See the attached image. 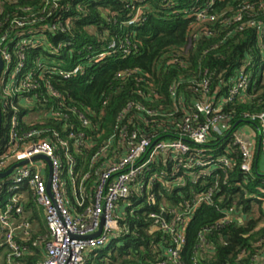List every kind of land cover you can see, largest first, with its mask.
<instances>
[{"label": "trees", "instance_id": "obj_1", "mask_svg": "<svg viewBox=\"0 0 264 264\" xmlns=\"http://www.w3.org/2000/svg\"><path fill=\"white\" fill-rule=\"evenodd\" d=\"M209 1L0 0V56L3 58L4 52L11 56L10 61H5L9 73L0 77V84L15 76L13 84L21 85L24 75L35 73L32 79L40 86L23 92L21 103L16 98L21 93L11 99L18 104L20 127L23 132L42 131L39 136L54 144L65 166L68 159L61 141L69 140V153L78 165L77 187L84 180L89 197L94 194L106 163L124 155L125 149L118 151V142L99 154L123 127L127 126L130 132L137 130L140 136L153 134L165 139L174 136L169 129L171 118L147 116L136 108L125 112L130 103L156 111L173 110L171 88L180 82L178 98L185 106L199 92L196 87H190V78L201 77L206 69L213 74L211 93L218 99L228 95L243 67L252 80L245 93L223 105V112L231 116L227 136L211 132L206 147L207 154L234 158L236 167L221 166L201 174L202 177L198 171L186 175L174 170V163L162 155L146 179L119 203L116 214L124 232L113 237L107 247L88 252L86 264H159L166 258L165 250L170 245L169 236L159 229L160 221H172L174 210H188L198 196L210 190L213 203L201 204L188 220L181 251L183 263L264 264V202L259 199L264 196V175L255 165L250 174L241 171L242 153L234 145L236 132L247 124L258 131L259 141H264L260 121L244 117L246 113L264 112V49L255 29L238 30V24L226 20L240 0H215L209 9V13L220 17L215 22L199 21L192 16ZM248 19L246 15L244 20ZM52 26L54 29L50 30ZM209 29L213 36L207 35ZM112 42H116V48L101 61H95L98 54L110 50ZM77 65L83 68L78 74L70 78L60 74ZM53 91L56 96L50 94ZM60 101L65 105L60 108L62 117L67 114V118L41 115L57 108ZM0 105L2 153L9 144V119L14 110L5 105L1 91ZM74 110L88 117L90 124L86 128ZM182 114L183 107L175 115L177 123L173 127L181 122ZM72 125L77 133H86L77 147L75 143L79 139L68 137ZM261 157L262 152L259 161ZM151 176L156 179L148 186L145 182ZM179 176H183L180 182L176 181ZM65 180L71 195L69 205L77 206L66 175ZM21 189L28 194L23 204L29 212L31 230L27 235H17L26 251L15 263L43 264L47 258L45 245L50 238L46 217L33 190L28 186ZM0 192L1 207L8 200V192L7 189ZM152 212L160 218H152ZM227 214H232V218L223 223ZM6 254L5 248L0 249V264H9Z\"/></svg>", "mask_w": 264, "mask_h": 264}, {"label": "built area", "instance_id": "obj_2", "mask_svg": "<svg viewBox=\"0 0 264 264\" xmlns=\"http://www.w3.org/2000/svg\"><path fill=\"white\" fill-rule=\"evenodd\" d=\"M214 4L215 0L209 1L206 7L197 10L192 16L199 21H217L220 18L219 15L209 13V9ZM224 15L225 13L222 17ZM246 15H249L247 21L244 20ZM226 20L238 24V30L255 29L259 36L260 46L264 49V0H240L233 15ZM134 21L135 19L131 20L130 24ZM54 26L50 30H53ZM207 35L213 36V31L209 29ZM116 46V42H112L109 46L110 50L98 54L94 58L95 61L99 62L107 57ZM2 59L4 68L1 76L4 77L9 73V67L6 66L5 61H10L11 56L4 52ZM173 62V60L170 61V63ZM24 66L22 62L21 68L23 69ZM82 70L83 68L77 65L71 70L61 71L60 74L65 78H70ZM212 75L210 70L206 69L201 77L190 78V87H196L199 92L185 106L178 98V90L182 86L180 82H176V85L171 88V96L175 102L173 110L156 111L139 103H130L125 112L136 108L145 112L147 116L171 118L169 129L174 136L166 139L153 134L140 136L137 130L130 132L127 126L123 127L120 133L114 134L107 145L99 150V154L109 149L114 142H118L120 148L118 151L121 148L125 149L124 155L118 160L111 159L106 163L94 194L90 197L85 192L84 180L77 187L78 165L76 159L69 153L71 151L69 140L61 141L68 159V165L65 166L54 144L49 139L39 136L42 131L33 129L23 132L20 127L18 104L11 99L16 93H21L20 97L16 96L19 99L18 102L21 103V98H24L23 92L34 91L40 86L32 79L36 76L35 73L24 75L25 78L21 85L16 83L7 87L5 83L1 95L5 100V105H10L14 112L9 119V144L7 149L0 153V172H6L16 163L29 160L27 164L16 167L9 176L0 178V190L7 189L8 192L7 202L0 207V249L7 250L8 263L16 264L15 260L25 254L26 246L17 240V235H27L31 230V223L28 220L29 212L23 204L28 194L21 189L22 186H28L33 190L36 202L43 209L46 217L50 238L45 245L47 258L43 264H86L88 252L107 247L113 237L124 232L116 214L119 203L134 192V188L141 183V180L146 179L152 165L162 155L167 157L168 162L174 163V170L183 171L186 175H192V171H198L199 177H202L201 174L214 171L221 166L227 169L235 168L237 162L234 158L226 154L218 157L214 154H207L206 147L211 132H216L219 136H227L225 132L230 128L231 116L223 112V105L245 93L252 80L246 67H243L228 95L218 99L211 93ZM50 94L57 95L54 91ZM62 103L63 101H60L57 108L47 110L41 115L59 119L67 118V114L62 117L63 113L60 112V108L65 106ZM181 107H183L181 122L177 127H173L177 123L175 115L180 112ZM74 113L77 114L83 128L90 124L84 113L76 110ZM244 117L253 122L260 121L264 128V112L246 113ZM180 128L181 130L178 131ZM75 129L76 126L72 125L68 137L79 139L75 143L77 147L86 137V133L84 131L77 133ZM55 135L59 137V133L55 132ZM258 144L264 158V141L261 140ZM234 145H237L242 153L241 171L247 174L252 173L256 161L255 151L258 147L248 143L240 130L235 134ZM41 154L50 159V165L44 159L32 160L33 157ZM65 175L69 177L72 184V194L78 203L77 206L69 205L71 195L66 187ZM183 176H179L176 181H182ZM197 176L195 175V178ZM49 179L50 189H48ZM155 179L156 176H151V179L145 183L150 186ZM87 197L89 198L88 204H86ZM259 199L264 202V196H260ZM151 201L155 202L154 195ZM203 203H213L212 190L198 196L188 210L184 212L174 210L175 218L172 221H160L159 229L169 236L170 245L165 250L166 258L159 264H184L181 251L185 244L188 220L190 215ZM151 217L159 219L160 215L152 212ZM231 218V214H227L223 223L229 222ZM100 229H102L100 235L94 236Z\"/></svg>", "mask_w": 264, "mask_h": 264}, {"label": "water", "instance_id": "obj_3", "mask_svg": "<svg viewBox=\"0 0 264 264\" xmlns=\"http://www.w3.org/2000/svg\"><path fill=\"white\" fill-rule=\"evenodd\" d=\"M3 68H4V61L0 56V77H1L2 72H3ZM1 125H2V109H1V105H0V134H1ZM260 152H261V147L259 145L258 150H257V157L260 156ZM37 159H44L50 165V159L45 155L41 154V155H37V156L32 158V160H37ZM28 162H29V160H23L19 163H16L15 165H13L8 171L0 172V178H4L6 176H9L16 167L25 165ZM48 189H50V179L48 180ZM101 231H102V229H100L96 234H94V236H99Z\"/></svg>", "mask_w": 264, "mask_h": 264}, {"label": "crops", "instance_id": "obj_4", "mask_svg": "<svg viewBox=\"0 0 264 264\" xmlns=\"http://www.w3.org/2000/svg\"><path fill=\"white\" fill-rule=\"evenodd\" d=\"M240 131L243 133L247 142L250 143L251 145L256 146V143H259L260 138L258 135L260 134L251 125L248 124L245 125ZM256 161H257L255 164L256 170L260 171L261 175H264V158L261 157L259 161V157H257Z\"/></svg>", "mask_w": 264, "mask_h": 264}, {"label": "rangeland", "instance_id": "obj_5", "mask_svg": "<svg viewBox=\"0 0 264 264\" xmlns=\"http://www.w3.org/2000/svg\"><path fill=\"white\" fill-rule=\"evenodd\" d=\"M263 79H264V77H263ZM13 83H14V78H13V76L11 77V79H10V81H8L7 83H6V85H7V87H11L12 85H13ZM3 86H4V83L2 84H0V91L2 90V88H3ZM29 116H31V115H29ZM36 115L35 114H33L31 117L34 119V118H36L35 117ZM31 117H28V118H26V119H29V118H31ZM31 118V119H32ZM258 206H255V208H257ZM232 215V214H231Z\"/></svg>", "mask_w": 264, "mask_h": 264}]
</instances>
